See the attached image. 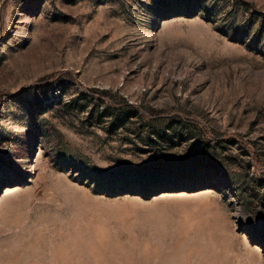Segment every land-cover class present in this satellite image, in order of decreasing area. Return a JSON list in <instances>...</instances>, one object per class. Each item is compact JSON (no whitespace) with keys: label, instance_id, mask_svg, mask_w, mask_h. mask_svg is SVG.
<instances>
[{"label":"rangeland","instance_id":"obj_1","mask_svg":"<svg viewBox=\"0 0 264 264\" xmlns=\"http://www.w3.org/2000/svg\"><path fill=\"white\" fill-rule=\"evenodd\" d=\"M0 264H264V0H0Z\"/></svg>","mask_w":264,"mask_h":264}]
</instances>
